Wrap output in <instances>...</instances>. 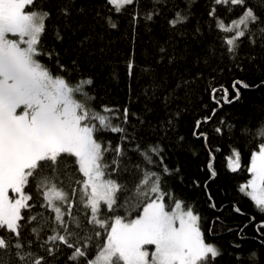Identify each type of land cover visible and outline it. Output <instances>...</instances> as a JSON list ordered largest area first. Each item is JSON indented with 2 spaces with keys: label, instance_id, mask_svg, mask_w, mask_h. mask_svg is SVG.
Segmentation results:
<instances>
[{
  "label": "trees",
  "instance_id": "1",
  "mask_svg": "<svg viewBox=\"0 0 264 264\" xmlns=\"http://www.w3.org/2000/svg\"><path fill=\"white\" fill-rule=\"evenodd\" d=\"M249 3L259 6L258 14L264 17V0ZM66 5H70L67 15L63 12ZM213 7L218 17L226 19L241 11L237 6L228 16L226 8L214 5L213 0H136L119 15L107 0H37L34 10L50 13L43 44L58 55L72 82L92 81L85 88L90 106L96 110L115 109L121 117L125 108L129 111L126 124L122 119L114 121L125 128V133L108 132L99 137L111 141L113 149L118 143L123 144L125 153L122 157L114 151L105 154L104 163L118 161L119 171L110 178L123 186L117 194L122 207L108 212L102 205L101 216L125 215L131 210L134 217L141 211L135 209V192L144 178L145 165L134 149L137 143L157 145L171 175L164 174L162 166H150L151 170L159 171L166 190L200 215L206 240L221 253L211 264H264V228L256 229L264 221V212L239 191L250 178L247 168L252 153L264 144V138L257 134L264 129V33L260 31L264 24L251 26L249 36L255 43L244 38L239 48L229 53L221 47V34L208 15ZM177 11L187 20L173 27L169 21ZM148 14H152V19L147 18ZM110 15L116 28L106 22ZM57 34L62 38L57 39ZM38 59L55 69L54 61L48 57ZM237 80L249 85L247 89L240 88L239 99L234 98L231 88ZM220 86L229 90L231 103L224 102L222 93L215 100L212 98L211 88ZM206 117L211 119L197 129L196 122H203ZM217 128L222 131L218 133ZM200 132L207 134V140L198 135ZM121 136L127 140L122 141ZM232 149L240 153L241 167L236 172L227 167ZM153 159L159 160L155 156ZM209 163L217 173L212 179ZM83 179L74 160H61L56 184L70 197L71 189L77 188L73 215L78 216L84 233L93 238L91 258L106 239V232L88 223L91 211L80 199L81 185L74 183ZM36 185L37 181L30 178L26 194L33 196L29 202L32 208L22 210L26 219L22 222L20 241L25 244L24 252L32 254L24 264H33L39 256L45 257V264H69L67 256L71 249L62 246L50 257L45 248L54 247L51 242L40 247L52 234L50 224L39 237L32 233L33 228H39L55 215L43 197L46 188L38 191ZM63 207L66 209L67 205ZM31 216L37 220L29 223ZM96 231L101 236L96 237ZM0 235L10 237L11 233L0 231ZM28 241H32L31 246ZM0 261L20 264L11 251L0 250ZM79 264L86 261L81 259Z\"/></svg>",
  "mask_w": 264,
  "mask_h": 264
},
{
  "label": "snow or ice",
  "instance_id": "2",
  "mask_svg": "<svg viewBox=\"0 0 264 264\" xmlns=\"http://www.w3.org/2000/svg\"><path fill=\"white\" fill-rule=\"evenodd\" d=\"M135 2L107 0L118 15ZM213 2L224 6L228 16L237 6L241 9L239 15L231 19L218 17L216 7L208 13L221 34L218 39L222 48L234 53L244 38L255 43L249 32L251 26L264 24V17L258 14L259 6L250 4L249 0ZM36 3L37 0H0V231L11 233L10 237L0 235V250L13 252L20 264L32 255L24 252L25 244L20 241L22 222L26 219L22 210L32 208L29 202L33 196L26 194L31 178L37 181L38 191L41 187L46 188L43 197L55 214L39 228L32 229L39 237L40 232L51 225L52 234L40 245L45 247L51 242L54 247L45 248L50 257L63 246L71 249L67 256L69 264H79L81 259L86 264H211L221 253L214 243L206 240L200 215L191 205L166 190L159 171L151 170L150 166H162V172L171 175L157 145L137 143L134 149L145 165L144 178L137 184L135 192V209L141 211L134 217L131 210L125 215L101 216L102 205L108 212L122 207L118 204L117 194L123 186L110 178L119 171L118 161L104 163L105 154L114 151L117 157H122L125 153L123 144L118 143L113 149L111 141L105 142L99 137L108 132L125 133V128L114 121L122 119L126 124L129 111L125 108L121 117L115 109L102 107L96 110L90 106L85 88L92 81L82 79L73 83L58 55L44 46L43 35L50 13L34 10ZM69 7L63 8L65 15ZM147 18L152 19V14ZM186 20L187 17L177 11L169 23L176 27ZM106 22L111 28L117 27L111 15ZM260 31L264 33V28ZM56 38L62 37L57 34ZM39 57L53 60L55 69L42 63ZM248 87L244 81H234L231 86L234 98L239 99L240 88ZM211 92L214 100L222 93L224 102H232L228 98L229 90L224 86L212 87ZM210 119L197 121V129ZM216 131L219 133L222 129ZM257 134L264 138V129ZM198 135L207 140L206 133ZM121 140H127V137L121 136ZM154 156L159 158L158 162ZM65 157L74 160L77 172L84 178L74 183L81 185L80 199L91 211L88 223L98 225L106 232V239L91 258L89 249L93 238L84 233L78 216L73 215L77 188L71 189L70 197L56 184L60 179L61 160ZM227 167L232 172L240 169V153L236 149H232L227 157ZM208 168L210 179L215 178L217 173L213 164L209 163ZM247 171L250 178L239 191L264 212V144L252 153ZM63 205H67L66 209ZM36 220V216L28 218L29 223ZM262 228L264 221L256 225L257 231ZM94 235L99 237L101 232L96 231ZM27 244L31 246L32 241ZM33 264H45V257L39 256Z\"/></svg>",
  "mask_w": 264,
  "mask_h": 264
},
{
  "label": "rangeland",
  "instance_id": "3",
  "mask_svg": "<svg viewBox=\"0 0 264 264\" xmlns=\"http://www.w3.org/2000/svg\"><path fill=\"white\" fill-rule=\"evenodd\" d=\"M10 195H13V194L10 192ZM57 203H59V202H57ZM150 250H151V248H150Z\"/></svg>",
  "mask_w": 264,
  "mask_h": 264
}]
</instances>
